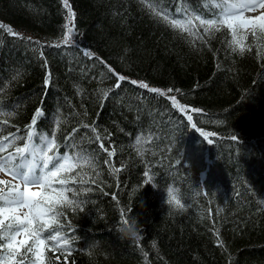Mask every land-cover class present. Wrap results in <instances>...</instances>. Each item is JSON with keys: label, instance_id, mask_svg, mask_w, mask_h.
<instances>
[{"label": "trees", "instance_id": "1", "mask_svg": "<svg viewBox=\"0 0 264 264\" xmlns=\"http://www.w3.org/2000/svg\"><path fill=\"white\" fill-rule=\"evenodd\" d=\"M69 2L76 13V48L45 47L41 59L24 41L0 29V105H19L16 115L0 117L7 120L0 124V136L15 132L16 126L23 134L34 111L42 107L45 116L38 130L51 134L59 113L62 123L55 131L63 142L81 121L95 123L108 137L105 147L115 150L109 158L112 167L121 169L112 173L103 163L104 153L95 183V171L87 166L62 174L76 178L75 184L68 181L69 187L92 191L77 197L88 201L83 210L56 207L61 218L45 234L59 223L63 234L71 237L72 251L60 255L46 250L51 264H264V39L254 41L249 33L242 39L245 52L240 56L226 46L231 39L226 30L190 45L154 22L138 0ZM189 3L202 11L199 0ZM161 5L172 15L181 6L177 0H161ZM64 11L60 0H0V24L44 44L56 43ZM83 50L131 80L180 90L167 95L203 110L190 114L201 131L215 134L209 137L213 143L188 125L185 114L172 108L166 97L127 81L101 107L96 90L111 88L115 79L100 80L103 65L93 66L81 55ZM47 72L52 80L46 89ZM142 91L144 98L139 96ZM85 131L81 128L77 136ZM150 134L153 139L144 147L151 152L140 157L135 137ZM233 135L238 142L229 139ZM82 147L97 145L85 137ZM146 171L153 176L151 183H146ZM169 183L186 194L200 192L194 200H185L191 206L182 214H170L163 203L162 189ZM121 207L143 227L144 238L138 243L121 242L115 234Z\"/></svg>", "mask_w": 264, "mask_h": 264}, {"label": "snow or ice", "instance_id": "2", "mask_svg": "<svg viewBox=\"0 0 264 264\" xmlns=\"http://www.w3.org/2000/svg\"><path fill=\"white\" fill-rule=\"evenodd\" d=\"M199 2L202 11L194 9L189 0H177L178 5L181 6L177 7L176 14L172 15L166 7L161 5V0H138L139 4L146 6V11L154 22L174 30L190 45L194 43V39L203 42L206 35L214 37L216 33L226 30L231 37L226 46L231 53L243 56L245 46L242 39L246 38L249 33L254 41L264 39V0H199ZM60 3L65 10L63 13L65 23L61 25L62 31L56 43L44 44L39 40L24 37L14 31L11 26L4 24H0V29H3L8 36L24 41L33 51L39 53L41 59H44L45 47L76 48L75 37L78 31L75 24L76 13L69 0H60ZM185 3L189 4L187 8L182 6ZM201 28L203 33L200 32ZM248 50L251 51V47ZM81 55L92 60L93 66L96 63L103 65L104 70L100 73V80L115 79L111 88L96 90L101 107L112 98V93L117 90L122 91L123 84L127 81L128 84L145 90L148 94L166 97L172 108L185 114L188 125L200 132L209 144L213 143L209 137L215 134L201 131L196 123H193V116L190 114L202 113L203 110L181 104L175 95H167V93L180 90L172 88L162 90L144 81L131 80L116 73L102 58L95 56L90 50H83ZM44 66L47 67L46 59ZM18 76L19 73L13 79ZM51 80V73L47 72L43 82L46 89L51 87ZM139 96L144 98L145 92H140ZM18 107L19 105L5 109L0 105V117L16 115ZM44 116L43 108L38 107L30 122L25 126L23 134L19 126H16L15 132L0 136V173L9 176L12 181L9 183L0 180V264H51V257H46V250L60 255H70L72 249L68 245L71 237L63 234V227L59 223L55 230L48 231L47 234L45 232L54 221L58 222L61 218V213L55 211L56 207L81 210L83 204L88 201L77 199V197L92 189L82 186L69 187L68 181L71 179L75 184L76 178L62 174L87 166L95 171V177L92 180V183H95V178L101 176V172L98 171L99 156L104 153L107 155L103 163L109 166L111 172L118 173L121 170L112 167L109 158L115 154V150L110 146L105 147L104 141L108 137L101 135L95 123L88 124L81 121L64 137L63 142H60L56 138L55 130L62 123L61 116L58 113L54 118V128L51 134L40 131L36 127ZM2 123H7V120L0 121V124ZM81 128L87 131L77 136ZM0 132H3L2 127H0ZM85 137L89 144H96L97 147L95 149L82 147ZM152 139L151 134L147 137L143 135L135 137L134 147L140 157H144L145 152H151V149L145 148L144 145ZM229 139L238 142V137L235 135ZM21 141L22 144L19 143ZM60 147L65 148L63 153L59 151ZM78 175L81 174L78 173ZM144 175L148 178L146 183H151L153 176L148 171ZM84 183L81 175L80 184ZM34 188L39 190L33 191ZM66 193H71V198L65 195ZM113 200H116L115 196ZM119 214L120 220L128 216L127 211L122 207L119 208ZM200 215L203 218V212ZM209 215H211V210H209ZM214 234L219 241V232L215 231ZM218 246L223 247V242L219 241ZM153 247H156L155 242H153ZM141 252L143 253V249ZM143 254L147 256V253ZM56 259L58 260L59 256Z\"/></svg>", "mask_w": 264, "mask_h": 264}, {"label": "clouds", "instance_id": "3", "mask_svg": "<svg viewBox=\"0 0 264 264\" xmlns=\"http://www.w3.org/2000/svg\"><path fill=\"white\" fill-rule=\"evenodd\" d=\"M153 188L157 189L159 186L153 185ZM162 191L164 192L163 203L170 214L184 213L191 206L190 204H186L185 200H194L199 196L198 190L193 189L190 194H186L181 187L174 183H169ZM142 229L143 227L140 225L137 217L126 216L116 225L115 234L121 242L128 241L129 243L135 244L144 238ZM91 246L92 242L89 244V247Z\"/></svg>", "mask_w": 264, "mask_h": 264}, {"label": "rangeland", "instance_id": "4", "mask_svg": "<svg viewBox=\"0 0 264 264\" xmlns=\"http://www.w3.org/2000/svg\"><path fill=\"white\" fill-rule=\"evenodd\" d=\"M76 45H77V41H76ZM0 180H4L6 182H9V181H11V178L9 176L3 174V173H0ZM37 190H39V189H36V188L33 189V191H37Z\"/></svg>", "mask_w": 264, "mask_h": 264}]
</instances>
